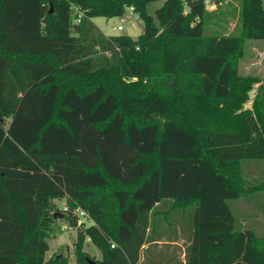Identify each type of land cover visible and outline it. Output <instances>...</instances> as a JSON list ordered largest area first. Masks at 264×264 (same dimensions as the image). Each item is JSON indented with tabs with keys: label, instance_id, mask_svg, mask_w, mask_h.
I'll use <instances>...</instances> for the list:
<instances>
[{
	"label": "trees",
	"instance_id": "obj_1",
	"mask_svg": "<svg viewBox=\"0 0 264 264\" xmlns=\"http://www.w3.org/2000/svg\"><path fill=\"white\" fill-rule=\"evenodd\" d=\"M150 1L0 0V264H68L46 255L55 211L77 227L76 264H143L165 199L192 206L184 262L168 263L264 264V236L228 203L264 191L239 169L264 158V77L237 70L245 39L264 38V0H241L227 34L204 33L205 0H164L157 22ZM127 6L136 37L92 21ZM76 208L93 222L79 226Z\"/></svg>",
	"mask_w": 264,
	"mask_h": 264
},
{
	"label": "rangeland",
	"instance_id": "obj_2",
	"mask_svg": "<svg viewBox=\"0 0 264 264\" xmlns=\"http://www.w3.org/2000/svg\"><path fill=\"white\" fill-rule=\"evenodd\" d=\"M164 0H152L147 4V11L153 16L157 22L156 9L162 5ZM205 8L208 9L203 19L205 21L204 33H238L240 31V11L241 0H206ZM188 6L184 4V10ZM76 16L72 19L74 20ZM92 21L97 24L100 29L106 33H128L136 37L143 31V22L138 17L132 7L127 6L120 16H94ZM121 24L122 29H117V25ZM237 70L242 75H251L257 78L264 77V38H248L244 42V54L237 60ZM260 80L253 83V87L249 90V99L244 102V105L250 106ZM240 172L245 179L246 184L257 183L264 179V158L261 159H242L239 163ZM57 205L61 209V202L56 199ZM228 203L235 215V224L240 228H252L257 235L264 236V191L241 195L236 199H229ZM171 202H161L156 205L151 211V217L155 220L152 234L156 238L161 239H178L181 243H186L187 237L181 235V227L185 226L188 230V225L192 219V206L186 209H172ZM79 209V208H76ZM81 225L91 224L93 221L89 216L79 215ZM57 218L52 225L51 236L47 238L49 248L46 255L51 253L68 254V264H76L74 254V242L77 238V227L70 226L64 219ZM66 225V229L61 228ZM79 224V226H81ZM179 233V235H177ZM181 239V240H180ZM84 249L96 258L101 256L100 249L95 246L90 238H86ZM174 244L169 245L161 242H151L147 249H141L143 264H164L168 263L170 253L175 251ZM179 252L180 259H184V253Z\"/></svg>",
	"mask_w": 264,
	"mask_h": 264
},
{
	"label": "crops",
	"instance_id": "obj_3",
	"mask_svg": "<svg viewBox=\"0 0 264 264\" xmlns=\"http://www.w3.org/2000/svg\"><path fill=\"white\" fill-rule=\"evenodd\" d=\"M93 18V17H92ZM102 29V28H101ZM103 30V29H102ZM60 200V202H61V205H62V203L63 202H65V199H59ZM161 202H163V201H161ZM161 202H159L157 205H159V204H161ZM164 202H170L169 200H167V199H165L164 200ZM61 228L63 229V230H65L67 227H66V225H62L61 226ZM52 234V233H51ZM86 238H88V236L86 237ZM181 240V239H180ZM91 241V240H90ZM154 240L152 239V240H146L145 242H144V244L142 245V247H141V249H147L148 247H149V244L151 243V242H153ZM85 242V241H84ZM157 242H161V243H165V244H169V245H172V244H174L175 246H176V249H175V251H172L170 254V257L172 258L173 257V259L174 258H177V257H179V252L181 251V250H183L184 248H185V244L184 243H181V241H179V240H167V239H160V240H158ZM96 246V245H95ZM83 249H84V246H83ZM85 250V249H84ZM88 252V251H87ZM56 253H58V252H56ZM184 253V251H182V254ZM52 254V253H51ZM68 255V254H67ZM69 257V256H68ZM101 257V256H100ZM99 257V258H100ZM180 258V257H179ZM139 260L140 261H142L143 260V257H142V254H141V251H140V256H139ZM175 260V259H174ZM182 261L184 262V259H182ZM68 262H69V260H68ZM140 264H142V263H140ZM164 264H184V263H164Z\"/></svg>",
	"mask_w": 264,
	"mask_h": 264
},
{
	"label": "built area",
	"instance_id": "obj_4",
	"mask_svg": "<svg viewBox=\"0 0 264 264\" xmlns=\"http://www.w3.org/2000/svg\"><path fill=\"white\" fill-rule=\"evenodd\" d=\"M79 18H80V13L77 15L76 20H79ZM116 28L117 29H122L123 26L121 24H118ZM61 208L63 210H66L67 209V204L65 202H63ZM76 211H77V214H78V225H79V224H81V221H82L79 215L81 214V215L88 216V214L83 209H76ZM112 246H113V244H112Z\"/></svg>",
	"mask_w": 264,
	"mask_h": 264
},
{
	"label": "water",
	"instance_id": "obj_5",
	"mask_svg": "<svg viewBox=\"0 0 264 264\" xmlns=\"http://www.w3.org/2000/svg\"><path fill=\"white\" fill-rule=\"evenodd\" d=\"M49 10L52 11V8L50 7ZM53 216H54V217H58V218H60V217L63 216V212H62V211H55V212L53 213Z\"/></svg>",
	"mask_w": 264,
	"mask_h": 264
}]
</instances>
